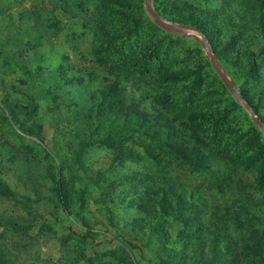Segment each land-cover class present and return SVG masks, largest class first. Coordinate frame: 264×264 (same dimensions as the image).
I'll use <instances>...</instances> for the list:
<instances>
[{
	"label": "rangeland",
	"instance_id": "obj_1",
	"mask_svg": "<svg viewBox=\"0 0 264 264\" xmlns=\"http://www.w3.org/2000/svg\"><path fill=\"white\" fill-rule=\"evenodd\" d=\"M63 1L0 0V213L32 235L12 264H253L264 0H122L99 23ZM100 23L131 27L120 55L92 53Z\"/></svg>",
	"mask_w": 264,
	"mask_h": 264
},
{
	"label": "trees",
	"instance_id": "obj_2",
	"mask_svg": "<svg viewBox=\"0 0 264 264\" xmlns=\"http://www.w3.org/2000/svg\"><path fill=\"white\" fill-rule=\"evenodd\" d=\"M68 1L70 0H64L65 7H69L70 4H68ZM175 2H179V0H171ZM170 1V2H171ZM185 2V1H184ZM124 3L122 0H94V5H95V15H96V20H95V15H94V20L97 21L98 23L100 22V18H106V15L103 12V7L107 9L109 13H115L119 15L121 20H129L128 16L122 12L120 8L118 9H112V6H118V7H124ZM89 4H93L92 0H81V3L74 2L73 6L82 9L81 12H88L89 10ZM86 7V8H85ZM184 11V7H180ZM59 10V12L65 14H72V17L75 18L76 15H74L70 10L67 11V9H61L59 5L55 6L54 12L50 16V19H52L54 24L56 21H59V18L57 17L58 15L55 13V11ZM174 10L180 11L179 8L174 7ZM182 12V11H181ZM40 13V12H38ZM157 14L160 15L163 18L171 19L168 15H163L161 11L157 9ZM172 20V19H171ZM51 27V25H50ZM122 27V26H121ZM135 28V27H134ZM94 33L96 43V47L91 48L92 53L97 56L98 58L102 55L105 50L103 49L104 47L107 48L109 47L111 50L113 49L117 53H119V50L123 49L124 43L130 42V33L133 32L131 30V27L125 28L122 30L120 27H116L114 29L107 28L104 24L100 23L97 27H94L91 29ZM121 41V44L115 43L116 41ZM114 42V44H113ZM106 45V46H105ZM113 47H110V46ZM122 48V49H120ZM108 48L106 49V52H108ZM115 53V52H113ZM120 55V53H119ZM103 62V61H102ZM104 63V62H103ZM139 110V109H137ZM139 129H143L140 125V121L138 122V127ZM150 133V131H148ZM173 138H171L172 140ZM200 139H195L194 136L191 135V138L188 139V151L184 152L183 159L187 160V162L192 166L197 169V167L200 166H205L208 164V156L207 154L203 151V149L198 148L199 146V141ZM165 147L170 148L169 146L170 143H164L163 144ZM198 148V149H197ZM171 149V148H170ZM197 149V152H196ZM181 156V155H180ZM182 157V156H181ZM261 175H260V184L262 186V182L264 179V160L262 161L261 164ZM0 195L2 197H7V198H13L14 195L11 194L9 189L5 188V185L3 184L2 181H0ZM14 200H17L15 197ZM25 224L22 220V218L18 217H13L6 215L4 213H0V264H12L14 262L15 256H13L14 253H16L18 256L19 254H23V252L26 250L27 246L29 245V242L32 238V235L27 232L25 228ZM29 234V235H28ZM255 238V233H250L248 239L245 241V251L250 257L251 263H261L264 260V241L260 243V246L256 244V242L253 240ZM256 244V245H255ZM229 256L226 250H222L220 253V258L224 256ZM228 257V258H229ZM258 258L257 261H255ZM230 262L232 260L230 259ZM225 264V263H223ZM229 264V262H227Z\"/></svg>",
	"mask_w": 264,
	"mask_h": 264
}]
</instances>
